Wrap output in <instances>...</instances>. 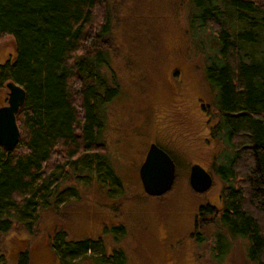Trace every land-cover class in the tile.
<instances>
[{
	"label": "trees",
	"instance_id": "trees-1",
	"mask_svg": "<svg viewBox=\"0 0 264 264\" xmlns=\"http://www.w3.org/2000/svg\"><path fill=\"white\" fill-rule=\"evenodd\" d=\"M125 2L0 0V38L15 39L14 57L0 65V87L13 81L27 94L17 113L19 144L10 154L0 146V244L15 222L33 231L42 208L50 207L53 197L62 199L59 192H50L51 182L79 176L74 174L76 163H81L78 172L92 164L100 167L101 176L87 175L104 191L112 183L122 186L104 152L101 126L106 104L120 90L112 70L108 76L104 69L110 71L114 44L113 6ZM188 4L190 31L196 23L213 32L210 47L199 51L206 60L204 77L216 92L204 107L211 135L223 139L222 149L227 151V160L215 167L227 183L222 208L201 206L199 212L217 217L216 239L222 245V231L244 238L248 258L264 264V0ZM39 180V188L33 190ZM67 238V232L57 230L52 243L69 244ZM100 241L73 240L64 253L85 259L92 244ZM0 264H9L1 248ZM16 264H31L27 249L19 252Z\"/></svg>",
	"mask_w": 264,
	"mask_h": 264
},
{
	"label": "rangeland",
	"instance_id": "rangeland-1",
	"mask_svg": "<svg viewBox=\"0 0 264 264\" xmlns=\"http://www.w3.org/2000/svg\"><path fill=\"white\" fill-rule=\"evenodd\" d=\"M218 5L225 10L223 4ZM189 12L188 0H126L113 6L114 44L110 71H104L110 76L112 70L120 90L105 106L101 133L104 152L123 184L112 183L104 191L89 177L101 176L100 167L92 164L78 172L81 163L74 164V174L79 176L51 182L50 192H59L62 199L53 197L52 205L42 208L33 231L15 222L3 237L0 248L9 264H16L25 249L31 264L78 260L77 264H254L247 256L246 239L222 231V245L216 239L220 232L217 217L199 212L201 206L222 208L227 183L215 167L227 160V151L222 149L223 139L217 141L211 135L204 107L216 92L204 77L206 60L199 51L210 47L213 32L196 23L190 31ZM14 55V37L0 38V65ZM5 85L0 87V106L7 104ZM152 142L176 163L175 184L163 197L147 195L139 177ZM194 163L213 176V186L205 193L190 186L189 170ZM40 184L37 181L33 190ZM57 230L68 233L69 244L60 241L57 247L55 240L52 243ZM83 238L102 241L92 242L94 247L85 259L64 253L73 240Z\"/></svg>",
	"mask_w": 264,
	"mask_h": 264
},
{
	"label": "water",
	"instance_id": "water-1",
	"mask_svg": "<svg viewBox=\"0 0 264 264\" xmlns=\"http://www.w3.org/2000/svg\"><path fill=\"white\" fill-rule=\"evenodd\" d=\"M7 104L0 106V146L10 154L20 141L21 130L17 113L24 106L27 94L19 84L9 81ZM177 169L175 160L162 147L152 142L139 167V177L144 192L152 197H160L169 192L175 184ZM189 183L197 193L209 191L214 183L212 174L198 163L191 165Z\"/></svg>",
	"mask_w": 264,
	"mask_h": 264
}]
</instances>
